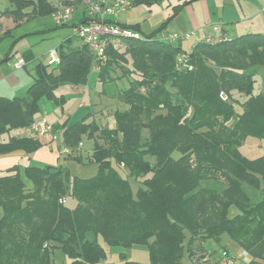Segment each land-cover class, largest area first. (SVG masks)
I'll return each instance as SVG.
<instances>
[{
	"label": "trees",
	"instance_id": "obj_1",
	"mask_svg": "<svg viewBox=\"0 0 264 264\" xmlns=\"http://www.w3.org/2000/svg\"><path fill=\"white\" fill-rule=\"evenodd\" d=\"M8 1L4 14L16 24L55 10L47 0ZM182 7H174L172 17ZM172 17L149 34L122 25L139 37L110 42L103 61L67 39L53 70L37 65L24 97L0 98V135L30 129L38 100L63 106L58 87L85 85L94 65L103 94L127 107L115 112L113 129L86 118L62 126L67 145L81 135L94 140L96 176L79 179L66 169L27 166L33 184L27 189L18 167L0 172V264H54L57 248L70 264H97L105 257L99 239L123 250L145 248L152 264H189L193 242H219L223 234L248 252V264H264V156L248 159L239 149L248 137L264 141V91L253 92L254 68L264 69V34L233 39L220 29L216 42L204 39L187 53L159 37ZM117 70L123 75L113 77ZM124 78L129 87L119 90ZM40 146L35 135L11 137L0 142V155H30ZM245 187L260 190V197L252 201ZM231 207L238 213L230 216ZM120 256L124 264H139ZM208 258L198 264H218Z\"/></svg>",
	"mask_w": 264,
	"mask_h": 264
},
{
	"label": "rangeland",
	"instance_id": "obj_2",
	"mask_svg": "<svg viewBox=\"0 0 264 264\" xmlns=\"http://www.w3.org/2000/svg\"><path fill=\"white\" fill-rule=\"evenodd\" d=\"M65 0H47L51 5L58 6L61 5ZM185 1L187 0H162L158 3L152 5L151 9L147 8L144 5H137L129 9L128 11H132L135 16H143L144 14L153 13V15L164 13L165 21L167 18H170L174 14V7L183 6ZM219 1V0H216ZM213 2L211 5H214ZM236 4L239 5L238 1ZM242 4V2H241ZM222 6L220 5V8ZM183 8V7H182ZM7 9H11V5L8 0H0V32L11 30L12 38L9 35H4L0 33V57H3L4 54L10 52L12 57L11 61L17 60L20 56H23L25 49L33 50L32 47L36 46L40 51L43 50L46 46L51 44L53 37L56 36L57 40H62L63 37H59L61 32L71 30L72 41L78 42L77 37L75 36L77 31V24L79 25L80 20L82 19V9L78 7L73 13L72 18L68 21V25L66 28L58 27L54 24L52 20L51 14L47 16H35L30 18L29 20H23L19 23H14L13 19L4 14ZM246 12V8H242ZM151 10V11H150ZM180 13V11H179ZM123 12L119 14V17L123 20ZM167 17V18H166ZM221 17V16H219ZM218 17V18H219ZM264 17V16H261ZM172 17L168 25H173ZM260 18V17H258ZM160 26V25H159ZM211 26L210 28H212ZM157 28V27H156ZM155 27L152 29L149 19L141 20V30L144 32L143 34H149L152 30L156 29ZM205 29L204 31H200L197 38H201L203 41V36L205 33H211V30ZM149 32V33H148ZM74 33V34H73ZM246 33H233L229 31L230 38H238L240 35ZM159 36V35H158ZM170 36V35H169ZM39 42L34 43L37 39ZM123 38L117 39V41L122 40ZM33 43V46L31 44ZM174 45H178L177 41L171 42ZM199 42H196L195 39H191L189 43L183 42L181 44V48L184 52H190L192 47L197 45ZM120 50H123L124 45L119 44ZM48 53L41 57L40 59H36L40 61L42 66L46 67V70L50 72L54 69L55 65H48ZM35 63L28 65L29 70L31 72L35 71L34 67ZM130 65V63H129ZM34 67V68H33ZM255 70V84H254V94H257L260 91H264V69L263 68H254ZM123 75L122 72L117 70L114 73L113 77H119ZM110 85V84H109ZM117 87L119 90H124L129 87V80L126 78L119 79L117 81ZM108 92H111L110 87H106ZM115 89V87H114ZM58 95L63 94L65 99H67L66 103L63 106L58 105L56 102L48 100L46 97H42L38 100L39 111L33 117L34 121L44 120L48 125L54 128L57 133V139L54 141H48L46 139H40L41 150L39 152H35L31 154V158L34 162H31L29 166H37V167H49L51 169H66L69 174L73 178L79 179H89L97 175L98 169L96 160L93 157V148H94V140L88 138L85 135H81L80 138L72 143L71 145H67V143L63 139L62 134V124H73L82 120V118H86L88 122L95 121L96 125L105 126L109 129H113L115 127V117L114 114L116 111H124L127 107L120 102H117L112 99H116L115 96L108 98L103 94L104 86L97 79V69L92 65L91 71L88 75V80L84 86H71L68 84L60 85L56 90ZM101 93V94H98ZM238 97L237 95H235ZM239 99L243 101V98L240 96ZM237 111L239 110L236 107ZM240 111V110H239ZM144 136H147V131L144 130ZM30 131L28 128L23 129H12L4 134L0 135V142H7L11 137H29ZM48 141V142H47ZM47 142L46 145H44ZM66 148L70 154L62 153L60 148ZM43 148V149H42ZM240 152L243 156L249 159H255L258 157L264 156V141L259 140L257 138L248 137L244 141V143L239 148ZM174 156H178V153H175ZM54 159V165L51 164L50 159ZM153 163V159L149 160ZM37 162V163H36ZM46 162V163H45ZM49 162V163H47ZM114 168H116L120 175L127 177V172L123 169H119L114 163ZM17 174L21 178L24 183V186L28 188H32V182L25 176V167H18ZM130 184L132 186L133 192L136 191V185L133 180L129 179ZM262 190H264V179L262 180ZM248 190L249 196L252 201L257 200L260 197V190L254 191L251 188L245 187ZM264 192V191H263ZM67 206L72 207L75 204L74 200L67 201ZM237 210L234 207L230 208V216L237 214ZM99 243L105 250V257L97 264H124V261L120 254L124 253L126 260H131L138 262L139 264H152L149 259L148 251L145 248H128L121 249L118 247H110L107 246L102 239H99ZM224 248L227 249V253ZM192 255L190 258L186 259V262L189 264H198L203 261V257H209L207 260L211 258L212 261H218L220 257L226 255H234L237 256L240 253V249L237 246L236 242L230 238L226 234L221 236L219 242L212 241L209 244L206 242H202V240H196L193 242L192 247ZM211 255V257H210ZM52 261L54 264H70V259L64 254V252L57 248L52 252ZM206 264L205 262H202ZM210 263V262H209Z\"/></svg>",
	"mask_w": 264,
	"mask_h": 264
},
{
	"label": "crops",
	"instance_id": "obj_3",
	"mask_svg": "<svg viewBox=\"0 0 264 264\" xmlns=\"http://www.w3.org/2000/svg\"><path fill=\"white\" fill-rule=\"evenodd\" d=\"M236 1H238L239 5L236 4ZM213 2H215L214 5H211ZM138 5H144V4H138ZM220 5L222 6L221 8ZM146 7L151 9L152 6H146ZM244 7L247 9L246 12L242 9ZM123 14H125L123 16L124 17L123 20L121 17H119V15L114 19L116 23L120 25H128V26L136 25L137 27H139L140 30H141L142 19L145 18L146 20L149 19L152 29L154 27L155 28L158 27L165 21V16L163 12L156 15H153V13H149V14L147 13L140 17L135 16L132 11H125L123 12ZM261 16H264V0H219V1L198 0L185 5L181 9L180 13H178L173 18L174 19L173 25L172 26L168 25V30L166 28V31L160 34L159 37L170 40L169 39V35H170V37H173V40H171L170 42L175 40L180 46L183 42H186L188 44L191 39H195L196 42H202L201 39L202 37L197 38L200 31H204L207 28L209 29L208 31H210V29H212L214 25L217 23H220L219 25L220 29L225 31L228 35H229V31L236 34L238 33L264 34V17ZM67 25L62 27L66 28ZM211 26L213 27L210 28ZM12 29L0 33L4 35H9V37L12 38L13 36L10 33ZM71 34H72L71 30L61 32L59 34V37L60 36L63 37L62 40L59 41L57 40L58 38H56V36L53 37L51 44L46 46L41 51L39 48H36V46L32 47L33 50L31 49L28 50L26 48L25 51H23L24 52L23 56H20L18 58V59L20 58L24 59L26 62V65L20 69H16L13 66L14 61H11L12 55L10 52H7L6 54L3 55V57H0V98L13 99L17 97H24L26 95L28 88L33 84L35 78L38 75L36 70L37 65L43 64L41 63L42 62L41 57L52 50H55L59 55L60 45L65 40L67 39L71 40L70 43L71 47H81L82 46L81 41L77 38L78 42H73ZM208 34L209 33H205L203 37L205 38L206 35ZM38 40H40L39 37L34 43H38L39 42ZM31 46H33V43L31 44ZM36 59H40L41 62L37 61ZM32 63H35L34 65L35 68L33 67L35 71L33 72H31V70H29L28 68V65ZM65 100L67 101V99ZM85 122L95 123L94 120L90 122L86 120ZM64 124H62V126ZM101 127H105V126H101ZM28 130L30 131L31 134L30 136L34 135L30 129ZM46 138H48V141L49 140L51 141L50 136H46L41 139H46ZM47 142L44 145H46ZM39 150H41V147L35 152H39ZM50 160H51V164L48 165H54L55 164L54 159H50ZM31 162H34L31 158V154L26 155L22 151H16L7 155H0V172L6 171L13 167H21V166L27 167L31 165Z\"/></svg>",
	"mask_w": 264,
	"mask_h": 264
},
{
	"label": "built area",
	"instance_id": "obj_4",
	"mask_svg": "<svg viewBox=\"0 0 264 264\" xmlns=\"http://www.w3.org/2000/svg\"><path fill=\"white\" fill-rule=\"evenodd\" d=\"M142 0H65L61 5L55 6L51 14L54 24L58 27L65 26L72 18L75 10L82 9V19L77 26L76 37L87 47L95 60H104L107 46L119 38L137 39L139 36L134 30L119 25L114 20L121 12L128 11ZM220 23L212 28L210 34L204 38L206 42H216L220 35ZM170 40L173 37L169 36ZM48 64L54 65L59 62L55 50L48 53ZM26 65L24 59L13 62L16 69ZM32 133L39 139L50 136L51 140L57 139V133L53 127L44 120L34 121L30 127ZM62 153L70 154L66 148H60ZM250 255L245 250H240L237 256L226 255L218 259V264H248Z\"/></svg>",
	"mask_w": 264,
	"mask_h": 264
}]
</instances>
